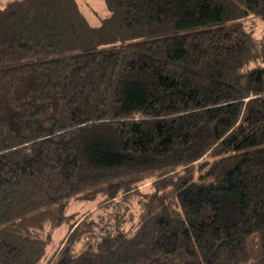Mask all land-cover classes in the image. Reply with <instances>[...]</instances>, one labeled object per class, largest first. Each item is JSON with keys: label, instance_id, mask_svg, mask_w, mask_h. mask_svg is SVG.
I'll return each mask as SVG.
<instances>
[{"label": "trees", "instance_id": "trees-1", "mask_svg": "<svg viewBox=\"0 0 264 264\" xmlns=\"http://www.w3.org/2000/svg\"><path fill=\"white\" fill-rule=\"evenodd\" d=\"M104 5L0 1V264H264V0Z\"/></svg>", "mask_w": 264, "mask_h": 264}, {"label": "rangeland", "instance_id": "rangeland-1", "mask_svg": "<svg viewBox=\"0 0 264 264\" xmlns=\"http://www.w3.org/2000/svg\"><path fill=\"white\" fill-rule=\"evenodd\" d=\"M7 1V0H0ZM78 5L80 6L84 16L87 18L88 22L92 26H98L101 22V19L105 17L107 14L106 5H104V0H77ZM255 24V36H263L264 35V23L260 19H253ZM151 182L149 179L145 180L139 186V190L142 192H147L150 190ZM141 195L134 194L129 195L126 201H122V203L118 204L113 202L107 205L105 208H101L100 210L96 209L93 216H95V220L101 221V224L110 219V217H114V215L118 216L121 223H124L125 229H131L134 224H136L138 220V216L141 212ZM100 198L97 197L94 200L88 199H73L69 203L68 211L73 214V212H77L76 215H80L81 213H85L88 209H94L97 201ZM118 198L117 202L120 201ZM98 212V213H97ZM99 214L100 217H103V220L98 219ZM105 216V217H104ZM106 219V220H104ZM67 224L64 223L61 227L55 229L52 233V240L50 245L47 248V252L50 251L53 247H57L59 245L60 240L63 238V235L66 233Z\"/></svg>", "mask_w": 264, "mask_h": 264}]
</instances>
